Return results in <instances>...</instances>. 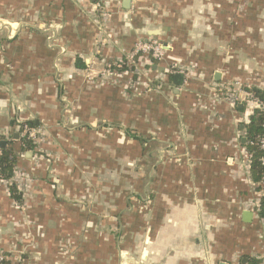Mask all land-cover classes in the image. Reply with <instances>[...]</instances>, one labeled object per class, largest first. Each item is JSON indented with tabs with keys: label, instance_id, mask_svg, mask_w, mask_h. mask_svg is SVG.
<instances>
[{
	"label": "crops",
	"instance_id": "crops-1",
	"mask_svg": "<svg viewBox=\"0 0 264 264\" xmlns=\"http://www.w3.org/2000/svg\"><path fill=\"white\" fill-rule=\"evenodd\" d=\"M106 1L102 20L92 0H0V135L41 130L0 178L4 264L257 260L252 107L217 89L264 87V0ZM150 39L171 45L159 65L102 76ZM171 63L192 76L161 80Z\"/></svg>",
	"mask_w": 264,
	"mask_h": 264
},
{
	"label": "built area",
	"instance_id": "built-area-1",
	"mask_svg": "<svg viewBox=\"0 0 264 264\" xmlns=\"http://www.w3.org/2000/svg\"><path fill=\"white\" fill-rule=\"evenodd\" d=\"M92 1H93L92 16L95 17L96 19H102V20L108 18L109 12L106 9V6L108 5V1L106 0H95V1L92 0ZM168 49H169L168 44L159 42L158 40L155 39L138 40L137 43L134 45L133 50L129 54L124 56L123 59L118 61V63L123 64L125 67H129V65L134 64L135 60L143 59L144 65H147V67H151L153 65L151 59H155L157 62H161L165 57ZM138 54H140L141 56L140 58L137 57ZM192 72L193 71L191 67L181 68L177 66H171L170 69L168 70L167 76L181 74L183 76V79L187 80L190 76H192L191 75ZM102 74L103 77H106V74H108L107 70L106 71L104 70ZM227 87H228L227 89H225V87L217 89V95L219 98L224 99L225 101H228L233 105L240 102V100H243V102H245L247 107H252V113L255 110H258L262 117L261 132L256 142L251 143L254 146H256L257 149L260 151L258 162L261 167V177L258 182L253 183L256 189V196H257V201L255 202L253 212L257 217H259L260 203L261 200L264 199V101L256 98L254 94L248 90L241 91L240 89L238 90L234 89V87H229V86ZM240 95H242V98ZM40 133L41 130L38 127H30L27 124H22L19 134H20V138L32 141L35 147L36 144H38L39 141L38 138ZM1 141L8 142L10 141V138L2 137L0 135V143ZM0 153H1V146H0ZM248 156H249V164H250V155L248 154ZM260 220L264 225V219H260ZM257 260H258L257 264H264V249L261 252V254L258 256ZM4 261H5V256L0 254V264H3Z\"/></svg>",
	"mask_w": 264,
	"mask_h": 264
},
{
	"label": "trees",
	"instance_id": "trees-1",
	"mask_svg": "<svg viewBox=\"0 0 264 264\" xmlns=\"http://www.w3.org/2000/svg\"><path fill=\"white\" fill-rule=\"evenodd\" d=\"M95 1V0H94ZM156 40V39H155ZM159 42H162L158 40ZM137 57H141L140 54L137 55ZM138 59V58H137ZM79 62V61H78ZM151 62L154 66L159 65V62H157L155 59H151ZM161 63V62H160ZM112 66V70L115 72L121 73L124 71H137L134 66L132 67H118L116 63H114ZM173 66V63L169 64L168 66L162 68V74L167 77L169 68ZM77 67H80L84 69V63L82 65H79L77 63ZM151 68V67H150ZM171 77V76H170ZM248 91L252 92L256 98L259 100L264 101V87L263 88H256L252 87ZM30 127H38L34 124L26 123ZM261 124H262V117L258 110H255L251 117L249 118V122L247 126L245 127V138L246 142L244 144V147L247 151V153L250 155V172H251V178L253 181L258 182L261 177V167L259 165L258 159L260 156V151L257 149L256 146H254L251 143L256 142L260 132H261ZM21 128V125L19 129ZM20 132V130L18 131ZM128 135L133 138L137 139L136 133L127 131ZM18 142V143H17ZM18 146V151L20 152H27L30 151L33 153L34 151V144L30 140L22 139L20 138L18 141H11L7 142L6 145L1 148L0 153V178L1 180H9L13 173L15 172L16 167V156H15V147ZM8 192L9 196L15 199L17 202H21V194L17 191L16 187L14 185L8 186ZM259 218L264 219V199L261 200L260 203V212H259ZM258 260H251L247 264H257ZM4 264V263H3Z\"/></svg>",
	"mask_w": 264,
	"mask_h": 264
},
{
	"label": "rangeland",
	"instance_id": "rangeland-1",
	"mask_svg": "<svg viewBox=\"0 0 264 264\" xmlns=\"http://www.w3.org/2000/svg\"><path fill=\"white\" fill-rule=\"evenodd\" d=\"M102 40V39H101ZM162 43H166V44H168V46H169V49H168V51L171 49V45L169 44V42H162ZM116 63V65H118V67H125L123 64H120V63H118V61H116L115 62ZM143 64V65H142ZM132 66H134V68H136V70H137V68L139 69V71H144V69L143 68H145V70L147 71V69H149V67H145L144 66V61L142 60L141 62H140V60H135V62H134V64L133 65H129V68L130 67H132ZM173 66H177V67H181V68H187V67H189L190 65H184V64H173ZM170 69V68H169ZM106 71V70H105ZM113 72H115L114 70H112L111 68H109L108 70H107V73L108 74H106V77L105 78H108V77H110L111 75H112V73ZM148 72V71H147ZM114 74V73H113ZM163 75V74H162ZM165 78V75H163L162 77H161V80H163ZM225 87V89H227L228 87L227 86H229V87H234V89H240L241 91L242 90H249L250 88H252L251 86H249L248 84H246V83H241V82H235L234 84H228V85H221V86H219V88H223V87ZM261 88H263V87H261ZM241 96V98H242V95H240ZM20 133V132H19ZM41 159H43V158H41Z\"/></svg>",
	"mask_w": 264,
	"mask_h": 264
},
{
	"label": "water",
	"instance_id": "water-1",
	"mask_svg": "<svg viewBox=\"0 0 264 264\" xmlns=\"http://www.w3.org/2000/svg\"><path fill=\"white\" fill-rule=\"evenodd\" d=\"M129 1L130 0H123V2H122L123 7L125 9L129 7ZM173 80H174V84L175 85H181L182 81H183V76L181 74H175L173 76ZM14 139H17V135L14 136ZM245 141H246L245 139L242 140L243 143H245ZM5 145H6V142L5 141H1V143H0L1 148H3ZM28 154H30V153L28 152ZM250 217H251V213L246 212L244 214V219H245L244 221L248 222ZM220 264H225V263H220Z\"/></svg>",
	"mask_w": 264,
	"mask_h": 264
}]
</instances>
